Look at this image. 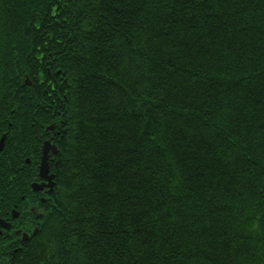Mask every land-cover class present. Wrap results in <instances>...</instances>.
Returning a JSON list of instances; mask_svg holds the SVG:
<instances>
[{"label":"trees","instance_id":"obj_1","mask_svg":"<svg viewBox=\"0 0 264 264\" xmlns=\"http://www.w3.org/2000/svg\"><path fill=\"white\" fill-rule=\"evenodd\" d=\"M4 134L9 264H264V0H0Z\"/></svg>","mask_w":264,"mask_h":264},{"label":"flooded vegetation","instance_id":"obj_2","mask_svg":"<svg viewBox=\"0 0 264 264\" xmlns=\"http://www.w3.org/2000/svg\"><path fill=\"white\" fill-rule=\"evenodd\" d=\"M47 140H50L55 145L53 138L46 139L42 143L41 150ZM52 157L49 162L50 173H53L51 170ZM41 158L42 156L40 160ZM27 162L29 163V159H27ZM39 166L37 168V176L30 183L31 189L33 182L43 183V179L39 176ZM53 174L54 187L52 192H48L50 191L48 186L37 192L32 189L33 194L27 197L22 195L21 200L14 203L12 208L10 207L9 210L4 212L0 211V264H9L12 256L23 249L28 240L39 232L42 224L47 219L50 213V199L56 185L55 173ZM17 232H20V234H16ZM25 235L27 239H24Z\"/></svg>","mask_w":264,"mask_h":264},{"label":"water","instance_id":"obj_3","mask_svg":"<svg viewBox=\"0 0 264 264\" xmlns=\"http://www.w3.org/2000/svg\"><path fill=\"white\" fill-rule=\"evenodd\" d=\"M26 84H30L29 80L26 79ZM54 125L50 126L49 129H52ZM5 145V135L0 140V150L4 148ZM57 152V147L51 143L50 140L46 141L42 147V158L41 163L39 166V176L41 179H43V183H39L38 181H35L32 183V189L34 191H40L45 186H48L50 188L49 193L52 192L54 187V174L50 173V165L49 160L51 159L52 154H55ZM16 234H20V232H17ZM24 239H27V236H24Z\"/></svg>","mask_w":264,"mask_h":264},{"label":"bare ground","instance_id":"obj_4","mask_svg":"<svg viewBox=\"0 0 264 264\" xmlns=\"http://www.w3.org/2000/svg\"><path fill=\"white\" fill-rule=\"evenodd\" d=\"M5 135V142H6V136H7V134H4ZM58 151V150H57Z\"/></svg>","mask_w":264,"mask_h":264},{"label":"rangeland","instance_id":"obj_5","mask_svg":"<svg viewBox=\"0 0 264 264\" xmlns=\"http://www.w3.org/2000/svg\"><path fill=\"white\" fill-rule=\"evenodd\" d=\"M50 127V126H49ZM49 127H48V129H49ZM48 141V140H47ZM41 152H42V150H41ZM42 154V153H41Z\"/></svg>","mask_w":264,"mask_h":264}]
</instances>
